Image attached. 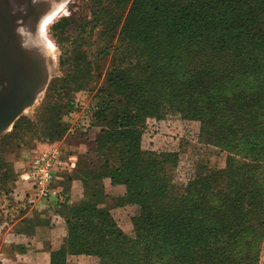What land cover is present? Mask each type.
Segmentation results:
<instances>
[{"label": "trees", "instance_id": "trees-1", "mask_svg": "<svg viewBox=\"0 0 264 264\" xmlns=\"http://www.w3.org/2000/svg\"><path fill=\"white\" fill-rule=\"evenodd\" d=\"M129 1L100 7L104 17L96 24L106 23L107 14ZM124 32L130 41L121 52L127 64H115L104 84L85 78L75 63L53 85L59 94L47 96L43 135L52 144L70 134L64 118L77 110L71 94L90 85L89 123L98 129L93 145L105 155L99 168L79 167L85 183L82 200L69 203L60 194L49 203L69 232L67 242L51 250V264H67L68 255L83 254L99 257L101 264H259L264 240V0H135ZM172 113L200 121L218 145L248 160L229 157L224 189L215 191L209 174L200 170L174 192L177 154L143 149L144 118ZM29 127L18 123L15 134ZM105 178L125 187L113 197L114 206L139 207L132 217L134 238L119 227L110 207H101L110 197Z\"/></svg>", "mask_w": 264, "mask_h": 264}, {"label": "rangeland", "instance_id": "rangeland-1", "mask_svg": "<svg viewBox=\"0 0 264 264\" xmlns=\"http://www.w3.org/2000/svg\"><path fill=\"white\" fill-rule=\"evenodd\" d=\"M111 1L114 0H60L52 5L40 22L38 39L50 59L48 83L36 103L0 136V264H51V250L60 249L67 242L69 232L66 222L54 221V212H50L53 206L49 203L56 198L44 205V201L36 198L30 185L22 182L20 174L27 170L36 153L42 150L39 146L54 145L43 135L42 119L49 113L45 108L48 94L60 92L56 88L53 92L56 81L64 79L72 65L77 63L80 65L77 72L82 69L86 72L85 78H97L104 84L106 74L115 64H127L121 52L130 46L124 30L135 0H130L127 5L121 2L110 16L107 14L106 23L96 24L104 17L99 15L100 7ZM115 11L117 13L113 15ZM88 62L91 65L89 71L84 67ZM93 96L94 90L90 85L71 94L77 110L64 119L71 126L70 136L73 139L81 133L88 135L97 130L89 123ZM57 98L55 96L53 102ZM22 122L30 127L17 136L16 126ZM140 126L143 149L177 154L172 182L174 192L185 188L200 170L209 174L215 191L224 189V172L228 168L229 157L248 161L218 145L203 132L200 121L190 120L180 113L162 118L148 115ZM58 148L62 151L61 147ZM53 186L56 189L55 179ZM124 191L125 187L120 186L117 194L121 195ZM138 214L139 207L136 205L116 207L111 211L119 227L131 238L135 237L132 217ZM66 262L101 264L99 257L84 254L68 255ZM259 264H264V240Z\"/></svg>", "mask_w": 264, "mask_h": 264}, {"label": "water", "instance_id": "water-1", "mask_svg": "<svg viewBox=\"0 0 264 264\" xmlns=\"http://www.w3.org/2000/svg\"><path fill=\"white\" fill-rule=\"evenodd\" d=\"M41 7L34 0H0V136L36 103L48 83L50 59L35 31L50 6L38 15Z\"/></svg>", "mask_w": 264, "mask_h": 264}, {"label": "crops", "instance_id": "crops-1", "mask_svg": "<svg viewBox=\"0 0 264 264\" xmlns=\"http://www.w3.org/2000/svg\"><path fill=\"white\" fill-rule=\"evenodd\" d=\"M97 130L93 133H89L87 137L81 139L75 137L74 139L70 134L63 140L54 143L55 146L61 147V166L55 171V184L56 191L59 195L66 197L69 203H77L84 197L85 183L79 177V167L99 168L105 162V155L101 152H96L94 149V141L97 136ZM70 137V138H69ZM49 144H43L39 146L40 149L47 148ZM96 156L98 159L96 160ZM105 191L110 197L106 198L105 203L101 207H110L113 212L116 208L114 206L119 187L112 186L110 179L105 178L103 180ZM41 202V201H40ZM48 202L44 201V205ZM54 212L53 219L59 223H64L63 217L55 213V206L50 209L51 214Z\"/></svg>", "mask_w": 264, "mask_h": 264}, {"label": "built area", "instance_id": "built-area-1", "mask_svg": "<svg viewBox=\"0 0 264 264\" xmlns=\"http://www.w3.org/2000/svg\"><path fill=\"white\" fill-rule=\"evenodd\" d=\"M61 166V151L55 145L39 150L26 171L20 174L23 183L30 185L36 198L48 202L59 197L53 186L55 171Z\"/></svg>", "mask_w": 264, "mask_h": 264}, {"label": "flooded vegetation", "instance_id": "flooded-vegetation-1", "mask_svg": "<svg viewBox=\"0 0 264 264\" xmlns=\"http://www.w3.org/2000/svg\"><path fill=\"white\" fill-rule=\"evenodd\" d=\"M58 0H34V4L36 6H41L43 4L44 6V10H43V7H41V10L38 11V15H41L43 13V11H45V7L47 8V6H50V8L52 7V5H54L55 2H57ZM47 11V9H46ZM42 19H40L38 21V26L36 27V31H35V39L37 42H39V39H38V27L40 25V22H41ZM39 45L41 46L40 42H39Z\"/></svg>", "mask_w": 264, "mask_h": 264}, {"label": "bare ground", "instance_id": "bare-ground-1", "mask_svg": "<svg viewBox=\"0 0 264 264\" xmlns=\"http://www.w3.org/2000/svg\"><path fill=\"white\" fill-rule=\"evenodd\" d=\"M37 39V38H36Z\"/></svg>", "mask_w": 264, "mask_h": 264}]
</instances>
